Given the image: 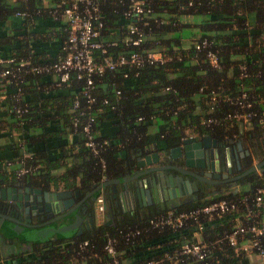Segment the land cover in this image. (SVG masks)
<instances>
[{
    "label": "trees",
    "instance_id": "trees-1",
    "mask_svg": "<svg viewBox=\"0 0 264 264\" xmlns=\"http://www.w3.org/2000/svg\"><path fill=\"white\" fill-rule=\"evenodd\" d=\"M153 1L151 24L146 27L151 30L150 35L139 47H127L120 41L126 30L117 31L116 27L125 21L121 13L116 14L114 6L109 4L105 7L107 28L102 37L118 39L117 46L109 48L113 58L130 50L141 52L151 49L172 59L163 64L146 63L138 70L131 69L128 78H124L122 68L94 77V88L90 93L95 97V103L85 111L86 115L79 116L87 103L82 95L84 82L77 80L74 74L68 84L60 87L61 93L58 94L43 93L46 82L43 83L41 77L49 75L25 73L18 83L11 76L0 78V95L6 83L13 88L0 100V108L6 106L19 123L18 130H22L25 140L22 149L32 147L35 139L73 135L72 142L62 146V153L55 158H51L47 150L21 154L13 160L0 158V178L7 176L6 166L14 163L10 171L13 176H17V170L23 165L35 168L21 176L30 184L46 190L52 186L54 189L82 192L97 185L103 175L108 178L121 176L126 162H133L132 155L138 149L143 151L147 145L172 147L187 133L221 138L225 134L233 137L249 132L258 139L264 137V0ZM17 11L28 13L23 19L43 18L47 22L52 18L43 0H0V72L9 65L1 60L10 58L16 61L26 59L31 64H37L40 59L45 62L56 60L67 36L66 32L63 33L58 42L55 41L58 37L54 40L44 38L36 31L25 33L13 22L8 24ZM203 39L218 51L219 68L212 67L205 57V50L195 49L196 43ZM28 82L34 89L27 101L24 94ZM18 88L21 89L19 92ZM76 96L80 99L81 108L73 110ZM213 96L215 101H212ZM226 98L243 101V107H235L239 112L253 114L250 124L224 119L232 107ZM17 109L25 111L18 115ZM87 115L93 118V138L101 144L98 155L85 145L86 138L81 128H74L72 123L75 117L79 116L83 121ZM208 118H218L219 123L205 126L203 121ZM58 119L59 124L55 121ZM51 125L58 129L50 131ZM106 128L109 134L105 132ZM243 183V190L165 209L150 206L144 213L132 211L113 224L103 222L97 229L83 231L70 238L50 239L41 248H34L32 256L22 258L18 264H107L110 257L104 245L108 237L116 239L117 257L123 263L161 259L165 253H172L183 243L192 241L196 226L189 222L178 232L169 228L158 231L149 227L150 218L171 209L175 212L189 211L218 199L238 203L243 195H251L257 187L264 186V165L259 173L246 176ZM234 224L231 218L204 222L202 236L205 240L223 237ZM135 227L140 230V235L133 242H125L120 231ZM83 241H88V244L80 247ZM184 261L178 264H253L247 252L236 251L225 241L219 243L205 260L193 263L185 258ZM163 264L170 263L166 260Z\"/></svg>",
    "mask_w": 264,
    "mask_h": 264
},
{
    "label": "built area",
    "instance_id": "built-area-1",
    "mask_svg": "<svg viewBox=\"0 0 264 264\" xmlns=\"http://www.w3.org/2000/svg\"><path fill=\"white\" fill-rule=\"evenodd\" d=\"M50 2L49 15L54 19L62 17L65 23L67 36L63 40L57 59L45 62L42 59L37 64H31L29 60L21 59L16 61L14 58L1 60L9 65L0 72V78L5 79L11 76L18 83V79L25 73L42 74L54 76L55 87L68 84L71 76L77 80H83L84 87L82 91L83 97L86 98V109H82L79 116L86 115L85 111L90 109L95 103V97L90 93L94 88V77L101 76L107 71L123 69L124 78L130 76L131 69L138 70L144 64H163L172 59L171 56L151 49L138 51L130 50L128 53H120L115 58L109 53V48L117 46L118 39H106L102 37V33L107 28L104 15L105 7L114 6L113 11L121 13L126 22V34L120 41L127 47H139L143 40L150 35V29H146L151 24V14H153V0H43ZM112 15V14H111ZM15 17L24 18L28 16L27 12L17 11ZM197 51L205 50V57L208 59L212 67L219 68L220 62L218 51L211 48V43L207 39H203L200 43H196ZM99 52V55L96 53ZM12 64V65H11ZM137 74V73H135ZM21 89L18 88V92ZM166 90H169L166 87ZM202 91V89H200ZM119 91L117 92V94ZM245 98V94L242 95ZM228 103L232 105L224 119L242 121L244 125L250 124V112H239L235 107L244 106L241 100L226 98ZM215 101V96L212 97ZM250 106V103H247ZM73 110L81 108L80 99L76 96L73 100ZM25 109H17L18 115H21ZM77 116L73 119L74 128H81L86 141L85 145L94 155H98L100 146L93 138L92 122L93 118L89 115L81 121ZM218 118H208L203 121L205 126L218 124ZM192 133H187V137ZM102 168L105 169L103 160ZM35 168L31 166H21L17 170V176L33 172ZM108 177L103 175L101 180L105 181ZM98 211H104V200L102 196L96 200ZM218 218H231L235 221L231 231L224 233L223 237L214 240H205L202 236L204 222L214 221ZM245 220L246 222H244ZM251 220V221H249ZM189 222L196 226V231L192 234V241L183 243L172 253H165L164 257L158 260L147 259L138 263H123L117 257L116 239L108 237L104 245V250L109 255L110 260L107 264H163L168 261L170 264H178L184 259H190V262L196 263L205 260L212 255L213 250L222 241L236 251L247 252L250 257H259L264 262V186L257 187L253 194L243 195L238 203L233 200L218 199L209 202L199 208L189 211L175 212L168 210L163 215H157L148 220L151 229L158 231L169 228L173 232H178L185 228ZM125 242H133L140 235V230L136 227L127 231H120ZM88 241H83L80 247H85ZM185 257V258H183ZM183 258V259H182ZM188 262V263H190ZM264 264V263H263Z\"/></svg>",
    "mask_w": 264,
    "mask_h": 264
},
{
    "label": "water",
    "instance_id": "water-1",
    "mask_svg": "<svg viewBox=\"0 0 264 264\" xmlns=\"http://www.w3.org/2000/svg\"><path fill=\"white\" fill-rule=\"evenodd\" d=\"M211 144L215 145V141L210 137H205L201 141H196L192 137H183L175 147H164L154 151L152 146L147 145L143 151L138 149L132 155L133 162H126V176L102 181L94 185V190L90 194L108 188L114 198L118 197V202L115 204L121 203L127 211L134 210L136 204L138 206L151 204L153 193L147 186H156L157 182L167 196L169 193L174 196L186 194L188 189L183 187L187 186V176L196 177L195 174L179 164L164 165V162L168 159L177 161L182 158L185 167H202L203 165H200L198 161L202 164L206 161L208 167L212 164L213 157L210 154L212 150H209ZM238 146L240 148V145ZM263 165L264 159L252 165L242 175L263 170ZM237 167L240 168L239 162ZM205 175L211 176V173L206 172ZM219 176V174L214 175L215 178ZM225 176L223 175L224 178ZM22 185L17 187V185L9 184L8 195L1 197V205L6 208L3 207L5 212H0V245L10 241L9 252L14 254L15 258H18L19 242L30 248L31 244L41 245L48 242L52 236L57 239H66L82 232L80 227L82 216L88 215L86 210L90 207L85 202L87 196L76 201L80 195L78 190L54 189L51 186L50 189L43 191L40 188ZM224 194L226 192L220 195ZM7 201L8 203L5 204L4 202ZM91 201L94 203L93 198ZM155 202L159 201L155 199ZM71 216L74 221L70 223L58 222ZM44 219L47 221H43ZM84 223L86 226L92 225L91 217L88 216Z\"/></svg>",
    "mask_w": 264,
    "mask_h": 264
},
{
    "label": "flooded vegetation",
    "instance_id": "flooded-vegetation-1",
    "mask_svg": "<svg viewBox=\"0 0 264 264\" xmlns=\"http://www.w3.org/2000/svg\"><path fill=\"white\" fill-rule=\"evenodd\" d=\"M189 137L195 138L196 141H201L205 137H210L211 140L215 141V145L211 144L209 148V150L210 149L212 150V153L210 152V154H212L213 156L211 158L212 164L207 167L206 161L203 164L200 161H198L199 164L203 166L191 168V167L184 166L182 158H180L177 161H174L172 159L166 160L164 162V165L179 164L180 166L184 167V169L189 170L195 174L196 177L187 176L188 183H187V186L183 188L188 189V192L186 194H183V195L178 194L176 196L169 193L167 196L164 194L162 188L159 186L160 183L157 182V185L153 187L151 185H148L147 187L153 193L151 204H147L145 206H138L136 204L135 209L132 211L136 210L138 212L144 213V211L150 206H158L163 209L168 208V207H176L184 203L204 200L209 197L220 195L221 193H224V192L230 193L232 191H238L242 188L244 184L243 179L246 176L252 173H259V171H261V170H258V171L250 172L246 175H242L252 165L264 159V152L263 153L261 152L264 149V137L261 139H258L255 136V134H252L249 132H241L237 136L233 135V137H229V135L225 134L224 136H221V138L212 137L208 134L199 135L197 133H192V135ZM177 145H174L172 147H175ZM238 145H240V148ZM149 146H152V148H154V151L158 150L159 148H164V146L157 147L155 146V144L149 145ZM174 154L176 155V153ZM237 162H239L240 168L237 167ZM206 172L211 173V176H206L205 175ZM7 173L8 174L7 176H5V178H0V212H5V209H3L4 206L1 205V202H2L1 197L2 196L5 197L8 195L7 188L9 184L17 185V187H20V185L23 184L22 186L24 187L29 186V187L40 188L43 191L46 190L34 184H30L29 182L25 180V177L13 176L10 172H7ZM173 173H176V172L173 171ZM215 174H219L220 176L218 178H215L214 177ZM126 175H127V170L125 169L123 174L119 177L126 176ZM223 175H226L225 178L223 177ZM102 181L103 180L99 181L98 183ZM174 184L176 183L174 182ZM92 190H94V187L90 190H86L82 192L79 191L80 195L78 199L76 200V201H79L83 197L87 196L85 199V202H87L90 206L86 210V213H88V215L84 214L82 216L83 220L80 224L82 232L87 231V230L97 229L103 223L100 220L101 215L97 211L98 208H97L96 200L99 195H101L104 200V211H105L104 218L107 223L113 224V222H115L116 219L117 220L124 219L127 214L129 215V213L132 212V211L125 210V208L121 205V203L116 205L115 202H118V197L114 198L113 194L109 192L108 188H105L101 192L94 191L92 194H90ZM91 198H93L94 203H92ZM155 199L159 202H155ZM4 203L7 204L8 201ZM80 215H82V212H80ZM88 216L91 217L92 219V225L88 224V226H86L84 223V220L87 219ZM43 221H47V220L44 219ZM72 221H74V218L71 216L69 218L61 219L58 222L59 223L60 222L70 223ZM79 234H75V235H79ZM54 238L55 236L54 237L52 236L50 239H54ZM0 246H1L0 251L4 247L8 249V251H10L9 249L11 247V242L6 241L5 243H3V245H0ZM18 246H19V252H18L19 255L17 254V257H18L17 259H22L26 257L24 253L26 249L33 250L34 248H37L41 245L31 244L30 248H28L26 244L19 242ZM10 255L13 258H15L14 254H12L11 252H10Z\"/></svg>",
    "mask_w": 264,
    "mask_h": 264
},
{
    "label": "crops",
    "instance_id": "crops-1",
    "mask_svg": "<svg viewBox=\"0 0 264 264\" xmlns=\"http://www.w3.org/2000/svg\"><path fill=\"white\" fill-rule=\"evenodd\" d=\"M11 1L20 2L21 0H11ZM43 5L51 6V3L43 1ZM11 22H13L12 23L13 25L19 27L25 33L26 32L33 33V31L34 32L36 31L37 34L42 33V36L44 38H52V40L58 37L55 39V41L60 40L62 34L66 32L64 19L62 17H59V19L51 18L47 22H45L43 18L23 19L21 17H14L13 19H11V21H8V24H10ZM111 27L115 28L114 25H112ZM116 28L117 31H120V29L126 30V22L125 23L121 22L120 26L119 27L117 26ZM117 35L120 36V34ZM52 54H54V51ZM41 78H42L41 81L43 83L46 82V84L45 83L43 84V89H44L43 93L45 94L50 92H54L53 94L61 93L60 91L62 89V88L60 89L61 86L60 87L52 86L54 85V81L56 80L54 76L51 77L43 76ZM12 89L13 88L11 87V85L6 83L3 89L4 92L0 95V100L4 99V96L8 93V91L9 92L13 91ZM33 89H34L33 86L28 82L26 86V93L24 94V98L27 101L30 100V96L33 95L31 92V90ZM55 121L57 124H59V119ZM18 126L19 123L16 121L15 117L11 114V112L8 111V108L6 106H2V109L0 108V158H3L4 160H13L18 156H20L21 154L27 155L29 153H33L34 151L46 152V150L48 151V154L51 158H55L60 156V154L62 153L63 150L62 146H68V144H70L73 139V135H71L70 133H68L65 136H56V137L51 136L49 138L47 137L48 138L47 140L35 139L32 141L33 143H31L32 147H24V149H22L23 147H21V145L24 146L23 141L25 142V140L23 139V132L22 130L21 131L18 130ZM56 129H58L57 126L54 127L52 125L50 126V131H54ZM106 130L105 132L109 134L108 128H106ZM99 133L101 132L99 131ZM107 133H104V135H108ZM121 156L124 157V155ZM13 164L10 163V166H6L9 172L12 171L13 168L11 165ZM98 212L101 215L100 220L102 222H106L104 218L105 211L103 212L98 211ZM38 248H41V246H39ZM33 250L26 249L24 253L27 258H30V256H32ZM20 260L21 259L13 258L10 255L8 249H6L5 247L0 252V264H18Z\"/></svg>",
    "mask_w": 264,
    "mask_h": 264
},
{
    "label": "rangeland",
    "instance_id": "rangeland-1",
    "mask_svg": "<svg viewBox=\"0 0 264 264\" xmlns=\"http://www.w3.org/2000/svg\"><path fill=\"white\" fill-rule=\"evenodd\" d=\"M184 34L185 36H187L188 33L185 31ZM240 190H243V189L241 188ZM252 260H253V264H263L264 263V262L262 263V260L259 257L253 256Z\"/></svg>",
    "mask_w": 264,
    "mask_h": 264
}]
</instances>
